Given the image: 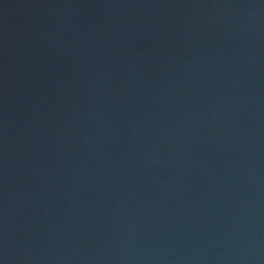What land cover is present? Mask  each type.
<instances>
[{"label": "water", "instance_id": "1", "mask_svg": "<svg viewBox=\"0 0 264 264\" xmlns=\"http://www.w3.org/2000/svg\"><path fill=\"white\" fill-rule=\"evenodd\" d=\"M71 264H264V0H198Z\"/></svg>", "mask_w": 264, "mask_h": 264}]
</instances>
